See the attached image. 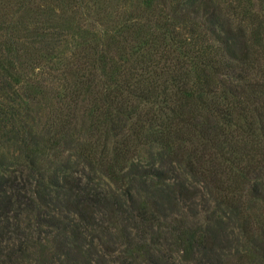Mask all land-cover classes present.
Returning a JSON list of instances; mask_svg holds the SVG:
<instances>
[{
  "label": "trees",
  "instance_id": "trees-1",
  "mask_svg": "<svg viewBox=\"0 0 264 264\" xmlns=\"http://www.w3.org/2000/svg\"><path fill=\"white\" fill-rule=\"evenodd\" d=\"M155 1L156 10L148 21L153 29L166 27L165 31L170 29L180 37L175 44L179 50L143 51L146 47H142L139 57H129L133 52L123 48L129 37L123 35L141 27L136 22L131 28V21L113 31H121L119 54L125 60L119 66L112 64L115 50L109 42L105 48H95L94 57L82 56L89 63L74 57L72 67L78 70L71 74L72 81L64 89L63 99L70 109L83 89L91 87V133H95V138L84 140L89 147L86 167L93 170L96 164L101 165L116 187H122L126 177L136 180V185L124 187L134 202L133 212L127 216L135 225L164 226L166 234L176 237L184 259H191L192 264H264V71L257 74V55L263 46L261 40L264 41V0H256L260 13L257 25L247 34L248 41H237L245 33L243 25L236 27L240 22H235L242 0ZM174 12L179 13L176 23L167 20ZM11 30L6 20H0V36L7 38L0 41V49L7 60L18 57L15 41L10 39ZM9 67L14 68L11 64ZM252 74L261 77L251 79ZM12 75L14 72L0 65V89L5 88ZM67 115L69 111L64 112ZM57 118L61 131L69 120ZM27 137L28 141L33 140L29 131ZM52 137L54 140L56 136ZM110 137V151H105L103 145L95 162V155L90 153L97 151V144H107ZM47 141H51V136ZM151 143L160 147L157 158L145 164L133 160L139 144ZM29 155L18 158L16 167L10 168L2 166L0 159L1 215H16L20 190L26 183L32 184L36 168L35 159ZM102 155L111 162H105ZM125 167L128 171L124 172ZM178 167L188 175L179 176ZM58 172L56 167L46 176L50 183L61 187L54 197L58 211L61 206L63 211L74 212L87 223H92L99 211H128L122 209L123 202L116 194L112 198L107 194L99 196L72 166L61 170V182ZM85 176L92 179L88 173ZM137 185L146 191L143 200ZM52 190L49 186L43 199L48 194L51 199ZM203 191L210 194L217 206L224 205L223 216L226 214L230 221L239 223L241 237L248 246H242L245 248L237 250L233 258L217 251L224 247L222 239L227 238L223 218L212 216L203 226L194 219L197 204L204 205L208 198ZM180 201L190 209L192 218L171 214ZM58 220L51 214V224L57 225ZM66 224L62 220V226ZM154 250L158 248L152 244L144 246L147 264H157ZM138 254L132 249V258L123 263L139 264L135 259ZM209 255H215L211 262L204 259Z\"/></svg>",
  "mask_w": 264,
  "mask_h": 264
},
{
  "label": "rangeland",
  "instance_id": "rangeland-1",
  "mask_svg": "<svg viewBox=\"0 0 264 264\" xmlns=\"http://www.w3.org/2000/svg\"><path fill=\"white\" fill-rule=\"evenodd\" d=\"M156 6L155 0H0V20L9 23V29L13 30L10 39L15 41L18 51L17 59L12 57L7 60L0 49V65L4 64L14 72V75L7 79L5 88L0 89V110L3 108V113L0 112V159L3 161L2 166L16 167L18 158L23 159L25 154L29 153V157L35 159L36 168V175L30 177L32 184L29 185L28 182L25 188L20 190L16 215L12 212L7 216L0 214V264H127L123 262L132 258V249L139 252L135 257L138 263L147 264L148 257L144 251L146 244L158 248L154 250L157 264H171L172 261L173 264H192L191 259H184L182 251L178 249L176 237L166 234L164 226L151 227L144 223L135 225L127 216L133 212L131 210L134 202L127 196L124 187L130 183L136 185V180L129 181L126 177L123 186L116 187L101 165L96 164L93 170L86 167L89 147L84 140L95 138V133H91V87L90 91L83 89L78 101L74 106H70V109H67L63 99L64 89L72 81L71 74L78 70V67H72L74 57L77 56L80 62L89 63L82 56L94 57L95 48L99 45L105 48V43L109 42L115 50L112 64L119 66L120 62L125 60L124 55L119 54L122 52L119 47L121 31L118 30V34L113 31L118 27L122 29L131 21L134 22L131 28L135 27L136 22L141 27L123 35L129 37L123 45L127 52H133L129 57L134 54L139 57L142 47H146L143 51L149 48L158 52L162 48L169 51L179 48L175 47V44L180 37L173 31H165L166 27L153 29L149 23L148 19L154 15ZM259 13L256 0H242L240 11L236 12L235 22H240L236 27L243 25L245 33L238 36L237 41H248L247 34L257 25ZM178 14L171 13L167 20L176 23ZM2 39L7 38L0 36V41ZM261 43L263 46L261 45V52L257 55V74L264 71V41L261 40ZM9 64L14 68L11 69ZM257 74H252L251 79H259L261 76ZM66 111H69V115L64 116ZM57 117H66L69 120L63 130L61 129L62 132L56 122ZM27 131L33 135V140L37 139L36 143L33 140L28 141ZM53 135L56 136L54 140ZM48 136H51V141H47ZM103 145L104 150L109 152L112 137L107 144H97V151L90 153L95 155V162ZM157 151H160L157 144H139L133 160L145 164L158 157ZM102 159L111 162L105 155ZM38 163H41L44 169L39 168ZM67 165L76 169L75 173L81 176L84 182L89 181V186H93L99 196L107 194L112 198V195L116 194L117 199L123 202L122 209L128 211H99L92 223H87L74 212L63 211L61 206L58 211L54 205V197L61 187L50 183L46 176L57 167L58 182H61V170ZM177 170L179 176L188 175L180 167ZM123 171H128L127 167ZM86 173L90 174L92 179H88ZM23 177L25 178L24 174ZM49 186L54 189L51 191L52 198L50 199L51 195L48 194L43 199ZM137 188L143 200L146 191L138 185ZM131 192L134 193V189H131ZM203 192L208 198L204 205L197 204L198 212L194 219L203 226L212 216L222 217L229 241L225 240L226 237L222 239L224 247H218L217 251L222 256L233 258L237 250L248 246L246 239L241 237L239 223L230 221L226 214L223 216V211H226L224 205L217 206L209 197L210 194ZM178 204L171 214L192 218L188 213L190 209L184 206L182 201ZM102 207L109 208L104 204ZM1 211L0 207V213ZM51 214L59 217L57 225L51 224ZM62 220L67 224L62 226ZM154 231L159 232V235ZM228 244L229 246H225ZM214 256L209 255L204 259L211 262V259H215Z\"/></svg>",
  "mask_w": 264,
  "mask_h": 264
}]
</instances>
